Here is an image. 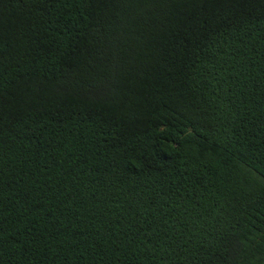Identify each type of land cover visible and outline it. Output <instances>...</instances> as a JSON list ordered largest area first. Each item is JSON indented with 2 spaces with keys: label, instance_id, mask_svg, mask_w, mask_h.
Returning a JSON list of instances; mask_svg holds the SVG:
<instances>
[{
  "label": "trees",
  "instance_id": "trees-1",
  "mask_svg": "<svg viewBox=\"0 0 264 264\" xmlns=\"http://www.w3.org/2000/svg\"><path fill=\"white\" fill-rule=\"evenodd\" d=\"M0 264H264V0H0Z\"/></svg>",
  "mask_w": 264,
  "mask_h": 264
}]
</instances>
